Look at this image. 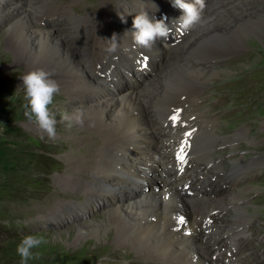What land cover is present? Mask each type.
Returning a JSON list of instances; mask_svg holds the SVG:
<instances>
[{
	"label": "bare ground",
	"instance_id": "1",
	"mask_svg": "<svg viewBox=\"0 0 264 264\" xmlns=\"http://www.w3.org/2000/svg\"><path fill=\"white\" fill-rule=\"evenodd\" d=\"M156 1L158 11L155 10L154 14L157 15V20L166 16L165 23L173 29L175 25H172V22L179 18L181 11L172 7V3L168 0ZM217 1L209 3V8L205 10L208 14L204 12V19L194 28L193 37L179 45L169 47L170 49L163 42L177 40L174 29L167 40L159 39L160 42L156 41L151 50L135 46L133 36H130L136 55L142 54L147 57L149 63L145 68L138 66L130 70L120 62L122 59H118L120 56L118 52L123 47L119 45L115 52L110 53L107 50L110 45L99 41L91 34L92 24L88 19L84 17L70 19L66 27L56 30L58 26L56 27L55 18L63 14V7L58 9V6L50 11L49 9L57 3V0H0V24L7 23L6 38L0 40V57L10 53L16 55L12 62H8V68L22 71L23 75L32 70L42 69L49 72L50 78L60 85L61 93L62 91L69 94L77 93V96L83 98L87 92H91L90 96L98 100L87 107L80 105L70 110L69 114L79 110L82 113L83 123L74 125L75 130L106 136L103 140L104 145L101 148L85 145L82 148L87 152L85 156L69 153V161H65L67 177L58 182L61 175L58 173L56 178H53V181L62 188L56 192L61 193V196H70L78 192L81 187L82 193L85 189L86 195H91L90 197L93 194L99 198L121 195L122 192H126L125 188L129 189L131 186L127 181L137 178L139 180L155 179L156 171H150L149 175L144 172L139 174L132 158L139 157L151 162L156 159L157 177L163 179L158 187L144 189L136 193L132 199L125 198L123 201L112 203L113 207L106 210L105 221H101L100 224L95 223V227L100 228L101 232L96 229L94 237L98 238V234H104L108 242L115 241L117 248L129 246L135 254V264L149 262H154L153 264H206L205 262L217 264L218 261L221 264H245L244 255L238 256L237 251L233 253L232 249L242 247V239L246 242L244 230L249 224L233 228L231 224H227L230 219L228 216L217 222L215 220L218 213L220 217L222 211L226 210L231 203L229 199L238 197L242 189L236 188L238 193L227 199L226 207L219 203V197L205 202L196 197L188 198L179 192L184 186L188 185V189L191 188L192 191L193 188L197 192L198 185L203 187L208 185V182L207 184L198 182L200 179L192 175L179 177L175 165L170 168L168 159L169 143L175 139L173 136L180 135L186 129L194 133L189 136L193 139V144L188 143L189 137L185 138V144L189 146V156H191L189 162L193 163L192 156L196 157L198 154L196 147L199 144L198 135L205 132H201L196 125L182 126L184 128L179 125L177 128H171L165 124L170 117L177 114L183 121L200 119L199 116L192 114L198 103V91L208 87L209 83H204L208 82L209 78L222 77L205 74L199 71V67L237 55H243L242 60L247 58L250 52L238 51L240 45L237 41L240 40V36H244L241 34L242 31L251 33L248 29L249 25L257 22L264 23V0H256L255 3H251L250 0ZM186 2L190 1L186 0ZM6 6L10 8L7 9ZM230 9L234 10L232 14L228 13ZM57 10L61 13L56 14ZM120 13L113 15L116 21L113 22V27L116 25L121 27V21H123L122 26L132 31L134 18L122 20ZM9 18L13 19L9 21ZM113 34L116 35L117 31ZM75 35L82 37L81 47L73 42ZM163 55L166 60L162 68L151 76L154 69L150 66V62L163 58ZM133 56L132 54L127 56L126 61L132 60ZM123 57L125 58L124 54ZM84 58L109 65L111 77L106 75L105 83H99L98 79H101V76H94L92 72L85 70L87 64L84 61V63L81 62ZM191 66H193L192 69L198 70H191ZM120 68H124L123 70L127 73L125 76L128 77H133V74H145L146 85L139 82L125 88L126 85H122V79L127 78L121 75ZM262 69L260 68L259 71ZM3 75H5L4 72L0 73V78ZM110 84L113 85L112 89L107 88ZM169 93L180 96L168 99L166 107L154 108ZM156 142L155 148L151 149ZM201 143L208 154L207 158L205 157L206 160L213 158L215 152L221 147L219 145L214 149L205 141ZM148 150L149 153H147ZM131 154L133 155L130 156ZM222 173L218 170L215 175H211L213 178L211 182L217 176H221L225 180L221 182V187L225 190L230 187V185L227 188L224 187L228 184L227 182L242 181V178L233 179L236 177L222 175ZM223 183L227 184L223 185ZM209 190L212 195L219 193L215 187L210 186L199 193V196L204 197L205 192ZM64 205L66 207L67 204ZM61 206L59 205V208ZM56 211L49 213V216H56ZM180 218H183L184 223L179 222ZM113 231H115L114 234ZM230 236L232 239L228 241L229 246L224 249L226 240ZM105 249L104 251L107 252V248ZM228 252H231V255H228ZM249 255L251 253L247 254L248 257Z\"/></svg>",
	"mask_w": 264,
	"mask_h": 264
},
{
	"label": "rangeland",
	"instance_id": "2",
	"mask_svg": "<svg viewBox=\"0 0 264 264\" xmlns=\"http://www.w3.org/2000/svg\"><path fill=\"white\" fill-rule=\"evenodd\" d=\"M168 1L171 2V0ZM189 1L192 2V0ZM215 2L218 1L205 0V10L209 8V3ZM250 2L255 3L256 0H250ZM156 3V0H57L49 11L58 6V9L63 7V14L58 15V18L53 17L56 19V27L58 26L56 30L58 31L66 27L68 20L83 17L92 24L91 34L101 42L110 45L108 40L117 31L118 45L123 47L118 52L120 53L118 59H122L120 62L132 70L138 66L145 68L149 63L143 60L145 56L142 54L136 55L133 41L130 39L131 30L122 26L123 21H121V27L118 25L113 27V22H116L113 15L121 12L119 16L122 19H130L140 11H147L157 19V15L154 14ZM6 8L9 9L10 6ZM230 10L228 13L232 14L234 10ZM59 13H61L60 10H57L56 14ZM12 19L9 18V21ZM60 21L64 23H59ZM6 24H0L1 41L6 38ZM173 29L175 30V26ZM248 29L251 33L242 31L241 34L244 36H240L241 41H237L240 45L238 51L250 52L247 58L242 60L243 55H237L199 67V71L205 74L210 73V75L222 77L209 78L210 80L204 83H209L208 87L198 91V103L192 114L199 116L200 119L183 121L178 118L179 123L187 124L186 127L196 125L201 132H205L198 135V142L205 141L214 149L221 145L214 157L207 160L208 163L219 160L222 175L235 176L236 178L233 179L242 178V181L237 183L226 181L228 184L225 183L227 185L224 187L227 188L229 185L230 187L225 190L221 187V182L225 180L217 176L212 182L213 178L208 180L206 186L198 185L197 192L193 188L192 191L191 188L189 189L191 193L183 188L179 192L188 198L203 199V202L219 197V203L226 207L227 199L238 193L237 187L241 188L242 192L238 194V197L229 199L231 203L226 210L222 211L223 214L221 213L220 217L218 213L215 220L217 222L228 216L230 219L227 224H231L233 228L248 223V228L244 230L246 242L241 240L242 247L238 249L237 255H244L245 264H264V23L257 22L249 25ZM174 32L177 34V40L163 42L167 44V48L179 45L191 36L193 37L194 29L188 34ZM74 37L73 42L81 47L82 37L77 35ZM130 54L134 55L133 59L126 61ZM3 57H0V73H5L0 78V264H21L16 247L26 235H41L47 241L39 249L33 250L34 257L27 261V264H135V254L129 246L117 248L115 241L108 242L104 234H98V238L94 237L96 229L101 232V229L95 225L105 221L106 210L113 207L116 201H123L125 198L132 199L136 193L144 189L150 190L158 187L163 179L157 177L156 159L151 162L139 157L132 158L139 174L144 172L149 175L150 171H156L155 179L139 180L137 178L127 181L131 186L129 189L125 188L126 192H122L121 195L99 198L93 194L90 197L91 195H86L85 189L82 193L83 188L80 187L78 192L70 196H61V193L56 191L62 188L53 181V178H56L58 173L61 174L58 182L67 177L65 161H69V153L85 156L87 152L82 149L85 145L101 148L106 137L84 130L77 132L74 126L76 123L73 122L69 127L67 122L62 121V115L65 112L70 113V110L80 105L90 106L98 100L90 96L91 92H87L83 98L77 96V93L59 92L54 98L53 105L50 106V111L55 114L57 121V135L54 139H49L46 134L39 131L34 118L30 120L25 116V112L29 111V106L20 80L23 72L8 68V62H12L16 55L10 53ZM165 60L166 57L163 55V58L150 62V66L154 69L151 76L162 68ZM83 61L87 64L85 68L87 72H92L94 76H101V79H98L99 83H105L106 75L111 77L109 65L99 64L89 58H84L81 62L84 63ZM190 68L198 70L192 69L193 66ZM260 68L263 69L259 71ZM123 69L120 68L119 71L122 76H125L127 73ZM255 70L258 71L255 72ZM98 72L101 75H98ZM125 77L127 79H122V85H126L125 88L139 82L146 85L145 74ZM107 88L112 89L113 85L110 84ZM178 96L180 95L169 93L154 108L166 107L168 99ZM194 131L197 132L196 129ZM178 136L179 134H175L173 138ZM156 145L157 142L153 143L151 149H154ZM167 155L168 152L166 159ZM192 158L195 160L196 157L192 156ZM216 172L210 175H215ZM210 186L215 187L219 193L212 195L209 190L205 192L204 197H200L199 193ZM64 204H67L66 207ZM59 205L62 206L59 208ZM58 208L59 210L56 211ZM55 211L56 216L50 217L49 213ZM231 239L230 236L226 240L224 249L229 246L228 241ZM105 248L107 252L104 251ZM248 253H251L249 257ZM217 264L221 262L218 261Z\"/></svg>",
	"mask_w": 264,
	"mask_h": 264
},
{
	"label": "clouds",
	"instance_id": "3",
	"mask_svg": "<svg viewBox=\"0 0 264 264\" xmlns=\"http://www.w3.org/2000/svg\"><path fill=\"white\" fill-rule=\"evenodd\" d=\"M172 7L181 11L178 19L172 22L175 25L176 32L185 34L191 32L197 25H200L204 19L206 8L205 0H171ZM155 6V5H154ZM156 11H158L155 6ZM123 20V19H122ZM167 17L157 20L154 15H150L147 11H140L132 20V36L134 45L151 50L158 39L167 40L172 33V27H169L165 21ZM107 49L110 53L115 52L118 45V39L114 34ZM51 74L42 69H36L27 72L20 77L22 86L25 90V98L28 101L29 111L25 112V116L30 120L34 118V122L43 134L49 139H54L57 135L55 114L50 111V106L54 103V98L60 92V85L51 79ZM62 121L67 122L70 127L73 122L82 124V113L76 110L69 114L65 112L62 115ZM46 239L41 235H26L16 247V253L21 259V264H27V261L34 257L35 249H39L46 244Z\"/></svg>",
	"mask_w": 264,
	"mask_h": 264
},
{
	"label": "snow or ice",
	"instance_id": "4",
	"mask_svg": "<svg viewBox=\"0 0 264 264\" xmlns=\"http://www.w3.org/2000/svg\"><path fill=\"white\" fill-rule=\"evenodd\" d=\"M144 61L146 62L147 61V57L144 58ZM170 119L173 121V123H176L177 120H178V114L177 115H173L172 117H170ZM186 135L190 136L191 133H187ZM184 148H181L180 150V154L178 155V159L180 160L181 163H184ZM180 223H184V220L183 218H180L179 220Z\"/></svg>",
	"mask_w": 264,
	"mask_h": 264
},
{
	"label": "trees",
	"instance_id": "5",
	"mask_svg": "<svg viewBox=\"0 0 264 264\" xmlns=\"http://www.w3.org/2000/svg\"><path fill=\"white\" fill-rule=\"evenodd\" d=\"M206 264H208L207 262H205Z\"/></svg>",
	"mask_w": 264,
	"mask_h": 264
}]
</instances>
